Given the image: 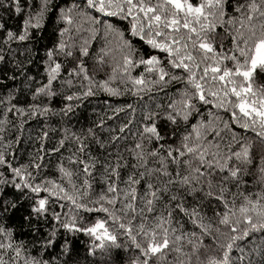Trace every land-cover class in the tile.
<instances>
[{
	"label": "snow or ice",
	"instance_id": "1",
	"mask_svg": "<svg viewBox=\"0 0 264 264\" xmlns=\"http://www.w3.org/2000/svg\"><path fill=\"white\" fill-rule=\"evenodd\" d=\"M25 3L0 0V7L23 15L18 30L0 23V43L30 40L31 32H38L46 15L56 10L57 38L45 48L47 79L32 96H55L54 82L71 58L72 66L61 81L69 90L59 110L64 116L78 106L73 101L93 96L95 90L109 96L130 93L143 97L176 82L181 87L169 94L170 102L157 104L156 110L144 106L142 122L131 132L139 139L125 150L127 157L119 151L104 158L85 153L89 145L84 141L96 138L93 129L97 125L83 135L61 129L66 135L49 151L58 152L68 137L76 149L61 157L56 178L34 176L28 169H38L35 162L13 167L6 158L8 145L0 148V165L10 172L7 177L0 173V185L22 193L19 202L0 198V215L14 212L26 202L27 215L22 220L38 234L26 247L28 242L16 240L12 227L0 224V264H80L72 259L79 253H74L70 243V237L78 233L90 237L89 256H95L97 250L111 255L112 249L121 247L123 237L128 242L125 250H134L126 264H264V83H256L264 81V0H64L58 10L51 0H39L36 11L31 4L26 10ZM82 32L88 35L77 45L72 38ZM98 38L103 44L93 54L90 46ZM132 38H138L139 47ZM229 39L230 47L225 50ZM77 47L78 55L74 53ZM3 51L11 56L14 50L5 47ZM89 55L99 65L106 59L112 65L107 79L97 81L89 75L84 63ZM13 65L20 67L15 60ZM117 77L123 89L111 86ZM77 86L79 91L71 90ZM11 100V93L0 100L5 117L0 120V132L13 110L21 117L28 113L29 118L55 111L47 103L32 102L25 108ZM201 107L206 109L207 119ZM126 109L132 116L120 124L111 141L96 138L101 149L121 140L130 129L137 111L131 104L113 108L109 119ZM221 111L227 119L218 114ZM104 122L100 119L98 124ZM161 122L167 125L166 135L171 131L174 143H161ZM233 126L254 134L253 138ZM47 135L44 132L40 138L42 148ZM257 143L260 163L253 171L252 150ZM129 158L131 171L126 172ZM150 159L159 167H150ZM171 166L175 172L169 170ZM97 174L99 191L95 190ZM245 174L256 177L259 191L241 190L248 186ZM182 192L200 199L187 207ZM165 197L167 204L162 203ZM211 201L216 203L208 216L202 209ZM57 203L62 211H50ZM65 204L68 211H63ZM175 210L188 218L193 230L186 231L174 219ZM41 222H51L45 234L40 233ZM206 238L210 244H205ZM57 243V254L45 259L47 250L56 249ZM30 248L40 254L32 255Z\"/></svg>",
	"mask_w": 264,
	"mask_h": 264
},
{
	"label": "trees",
	"instance_id": "2",
	"mask_svg": "<svg viewBox=\"0 0 264 264\" xmlns=\"http://www.w3.org/2000/svg\"><path fill=\"white\" fill-rule=\"evenodd\" d=\"M7 0H5V4ZM64 0H51V4L58 6L62 5ZM31 4L32 10L36 11L38 8L39 0H26V3L23 7L27 10L28 5ZM50 4V8H51ZM56 10H51L49 14L45 17L44 26L38 30V32H31V39L26 42H13L11 45H3L0 43V55L4 56L3 60H0V100H4L5 97L11 93L12 100L11 103L16 104L20 107H25L27 104L36 102V103H47L50 107L55 110L54 112H49L47 116H36L29 118V114L26 113L23 117L15 114V110L9 113L7 119L8 123L4 125V131L0 132V148L7 146L6 158L12 163L13 167H18L20 165H31L33 162L39 164L40 167L33 168L29 167V171L32 172L34 176H37L39 179H44L45 177L56 178L59 176L56 165L61 162V157H67L70 152H74L76 149L75 142L68 137L65 144L60 148L58 152H50V149L57 148V142L66 134L61 131V129H67L69 132L77 133L80 135L84 134V130L97 125L93 130L95 132V137L99 138L100 141H111V136L119 132V127L121 123H127L128 119L131 118L132 113L130 110H125L124 112L118 113L112 119L109 117L112 116V109L116 106H123L126 104H131L137 109L135 113V121L130 126L129 130H125L123 133V138L118 142H111L110 144L106 143L103 149L100 148L99 144L96 143V138L87 137L85 139V144L89 145V148L85 149V153L91 151L93 155H100L101 158H104L108 153L113 155L117 152H122L124 156H128L126 149L130 148L139 136H132L131 132H136L139 123L142 122V111L145 105H147L151 110H156L157 104H165L170 102L169 94H175L176 90L181 87L179 82H176L170 85L166 90L156 93L155 91L151 93H145L143 97H137L134 95L125 94L121 96H109L103 91H96V94L90 97L83 99L82 101H73L74 107L72 112L67 116H64L60 113V109L63 108L66 101L63 99L64 96L69 94L66 86L61 85V81L66 78L67 67L72 66L71 58L68 60V64L64 69V73L61 77L54 82L53 91L57 93L52 98H47L45 96L33 97L32 93L35 91L36 87H39L41 84L46 82V75L44 74V61H45V48L51 47L53 41L57 38L58 28L57 22L55 19ZM23 20V15L15 13L14 11H8L4 7H0V23L5 24L6 27L12 28L14 31L18 30L21 21ZM63 27V25H59ZM86 27V26H85ZM223 31L222 29H218ZM74 31V30H73ZM87 32H82L72 39L76 41L77 45L80 42L81 37L87 36ZM135 46H140V41L138 38H132ZM103 44L102 39H97L91 48V53L96 54L97 49L100 48ZM11 48L14 51L11 56L7 55L3 48ZM230 47V39L225 41L224 48L227 50ZM217 48L219 45L217 44ZM143 50V49H141ZM74 53L78 55V47L74 49ZM61 60H64V57H60ZM13 60H15L20 67L13 65ZM84 63L88 69L89 75L92 76L95 80L99 81L101 79H107L108 75L111 73L112 65L105 60L103 65L97 64L94 55H89L84 58ZM142 70V69H141ZM16 77V79H12ZM28 77H32L31 80ZM257 86L264 81L258 80ZM112 87L123 89L124 85L119 82V77L112 82ZM72 91H79V87L71 89ZM62 93V95H61ZM3 105H0V120L4 119L3 114ZM200 111L204 114V118L207 119V111L205 108L201 107ZM225 119L227 116L223 111L218 113ZM100 119H103L105 122L103 125H99L98 122ZM194 122V121H193ZM167 125L161 122V136L164 137V140L161 143L172 144L174 143L171 135V131L165 134L164 128ZM234 130L241 131L238 127L233 126ZM183 131V127H181ZM47 132L48 135L46 138H43V148L41 144L42 133ZM248 136L249 139H252L254 134L252 133H243ZM17 137H19L17 139ZM11 142L8 144V142ZM147 143V141H145ZM154 146V145H153ZM41 148H42V159H41ZM253 155L255 157V163L252 168L255 171L256 165L260 163L259 153V144L257 143L253 148ZM102 154V155H101ZM66 166L67 160L64 161ZM123 164L124 161L122 160ZM131 159H128V168L125 170L131 171ZM75 169L76 165H70ZM149 166L159 167L158 163H154L151 159L149 160ZM170 171L175 172V166H171ZM0 173H3L4 176H10L6 166L0 165ZM244 180L248 185L247 188H242V191L247 192H256L260 190V185L256 180V177L252 174H245ZM100 179L99 175L95 176V190H100ZM79 186V185H77ZM141 190L143 186L141 185ZM175 191V189H173ZM235 190V188H233ZM182 195H185L183 192ZM22 193H17L14 188L0 185V198L10 199L14 202H19ZM200 196H188L185 195V202L187 207H191L196 200H199ZM167 198L162 201L163 204H167ZM215 201L205 202L203 211L207 213L208 216L212 215L211 206L215 204ZM27 207L26 202H23L21 207L14 212H8L3 215H0V224H4L7 227H12L14 229L15 239L18 241H27L26 247L36 239L37 233L22 220L23 215H27V212L24 209ZM62 211L59 203L50 207L51 210ZM157 210H160V205H157ZM63 211H68L67 205L65 204ZM87 215V214H85ZM91 219L92 217H88ZM174 219L180 221L184 225L186 231L193 230L192 225L188 222V218L183 216L178 212L174 211ZM35 224L36 222L33 221ZM40 233L45 234L46 230L51 227V222L43 223L40 225ZM179 227V225H177ZM60 242L63 241L64 233L61 229L59 231ZM70 243L74 250V253H79V255L73 256V261L78 260L80 264H103V262L110 260L111 264H126L127 259L134 254V250L128 248L125 250L124 245L128 242L120 237L119 243L121 247L111 250V255L107 252L97 250L95 256H89L87 253V248L90 243V237L86 236L83 233H78L74 237H70ZM210 239H205V244H210ZM59 250V243L56 245V249H48L47 255L44 256L45 259H48L51 256L57 254ZM32 255H38L39 250L29 249ZM10 255V254H9ZM8 258L7 256L5 257Z\"/></svg>",
	"mask_w": 264,
	"mask_h": 264
}]
</instances>
